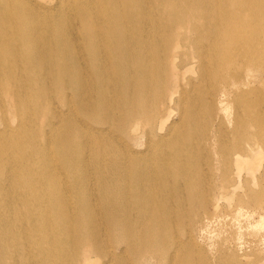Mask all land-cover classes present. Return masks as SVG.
<instances>
[{
  "label": "bare ground",
  "instance_id": "6f19581e",
  "mask_svg": "<svg viewBox=\"0 0 264 264\" xmlns=\"http://www.w3.org/2000/svg\"><path fill=\"white\" fill-rule=\"evenodd\" d=\"M229 1L0 0V264H242L264 0Z\"/></svg>",
  "mask_w": 264,
  "mask_h": 264
},
{
  "label": "rangeland",
  "instance_id": "374dc122",
  "mask_svg": "<svg viewBox=\"0 0 264 264\" xmlns=\"http://www.w3.org/2000/svg\"><path fill=\"white\" fill-rule=\"evenodd\" d=\"M229 8L238 10L242 7H246V0H233L229 1L227 4ZM218 13L221 14V10L217 9ZM257 14H260L256 20L252 21L251 27L255 30H263L264 29V10L257 11ZM261 41L264 42V36L261 37ZM262 68L258 65H250V73L257 74ZM246 88L250 91L249 98L259 100V105L248 104L244 105L242 103H231L226 107L227 113H230L233 109L239 108L240 112L243 115L247 116V119L251 121H256L257 119L264 117V75L262 77L253 78L250 81V84L246 86ZM173 119L177 118V114L174 112L171 113ZM264 128H252L250 136L254 138V140L260 144L264 136H262V132ZM140 142H143V139H140ZM138 146V145H136ZM140 146V144H139ZM260 170H262V166L256 169L255 174H257ZM245 189L238 187L232 193V198L229 202L224 201V205L222 207L221 213L226 217H231L233 222H246L253 221L259 215H264V203L263 207L260 205L255 206L252 204L253 199L255 198V194L257 190ZM259 223H252L250 227L246 230V232H237L240 236V242L237 241V238L234 235L235 242V252L241 258L242 264H264V229L256 226ZM256 230V235H250V230Z\"/></svg>",
  "mask_w": 264,
  "mask_h": 264
}]
</instances>
